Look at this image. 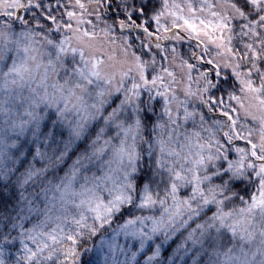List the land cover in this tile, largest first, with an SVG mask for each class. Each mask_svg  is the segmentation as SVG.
<instances>
[{
    "label": "clouds",
    "instance_id": "clouds-1",
    "mask_svg": "<svg viewBox=\"0 0 264 264\" xmlns=\"http://www.w3.org/2000/svg\"><path fill=\"white\" fill-rule=\"evenodd\" d=\"M0 264H264V0H0Z\"/></svg>",
    "mask_w": 264,
    "mask_h": 264
},
{
    "label": "rangeland",
    "instance_id": "rangeland-1",
    "mask_svg": "<svg viewBox=\"0 0 264 264\" xmlns=\"http://www.w3.org/2000/svg\"><path fill=\"white\" fill-rule=\"evenodd\" d=\"M149 2H151V0H149ZM147 10H148V9L145 7V11H147ZM113 16H115V13H113ZM133 18H134V19H137V21L139 22V15H136V16H134ZM148 26H149V30H151V25H148ZM141 35H142V33H141ZM148 119L151 120L152 117L149 115ZM47 128H48V125L46 124V125H45V130H47ZM60 135H64V133L61 132ZM31 151H32V150L30 149L29 152H31ZM145 178H146L145 176H141V177H140V182L143 183L144 180H145ZM125 214H127V212H126Z\"/></svg>",
    "mask_w": 264,
    "mask_h": 264
},
{
    "label": "trees",
    "instance_id": "trees-1",
    "mask_svg": "<svg viewBox=\"0 0 264 264\" xmlns=\"http://www.w3.org/2000/svg\"><path fill=\"white\" fill-rule=\"evenodd\" d=\"M79 147H83V144H81ZM29 154H31V152H29ZM75 153H73V155H74ZM131 213L130 212H127V214L126 215H130Z\"/></svg>",
    "mask_w": 264,
    "mask_h": 264
}]
</instances>
